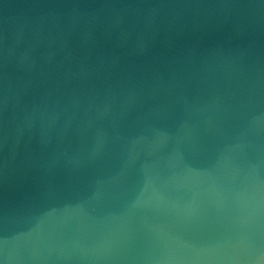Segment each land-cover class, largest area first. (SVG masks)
I'll return each instance as SVG.
<instances>
[{"label": "water", "instance_id": "obj_1", "mask_svg": "<svg viewBox=\"0 0 264 264\" xmlns=\"http://www.w3.org/2000/svg\"><path fill=\"white\" fill-rule=\"evenodd\" d=\"M0 264H264V0H0Z\"/></svg>", "mask_w": 264, "mask_h": 264}]
</instances>
